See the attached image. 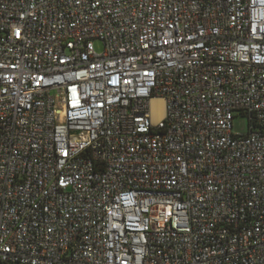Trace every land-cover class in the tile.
Instances as JSON below:
<instances>
[{"label": "built area", "instance_id": "obj_1", "mask_svg": "<svg viewBox=\"0 0 264 264\" xmlns=\"http://www.w3.org/2000/svg\"><path fill=\"white\" fill-rule=\"evenodd\" d=\"M0 264H264V0H0Z\"/></svg>", "mask_w": 264, "mask_h": 264}, {"label": "rangeland", "instance_id": "obj_2", "mask_svg": "<svg viewBox=\"0 0 264 264\" xmlns=\"http://www.w3.org/2000/svg\"><path fill=\"white\" fill-rule=\"evenodd\" d=\"M94 49L97 53H102L103 46L100 42H94ZM233 132L237 134H245L247 132V120L242 117H236L233 120Z\"/></svg>", "mask_w": 264, "mask_h": 264}, {"label": "bare ground", "instance_id": "obj_3", "mask_svg": "<svg viewBox=\"0 0 264 264\" xmlns=\"http://www.w3.org/2000/svg\"><path fill=\"white\" fill-rule=\"evenodd\" d=\"M159 102V101H158ZM161 103V102H160ZM160 116V114L157 116V117H159Z\"/></svg>", "mask_w": 264, "mask_h": 264}]
</instances>
